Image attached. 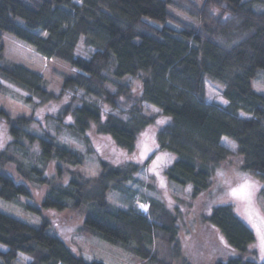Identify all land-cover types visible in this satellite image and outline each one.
<instances>
[{
  "label": "trees",
  "instance_id": "obj_1",
  "mask_svg": "<svg viewBox=\"0 0 264 264\" xmlns=\"http://www.w3.org/2000/svg\"><path fill=\"white\" fill-rule=\"evenodd\" d=\"M169 7L197 24L179 19ZM3 32L73 73L60 74L58 94L71 92V99L47 118L55 134L33 129L32 116L14 117L0 107L9 137L0 149V198L31 199L32 188H46L37 203H21L41 217L39 225L0 211V264H15L20 253L30 258L26 264H114L89 251L75 252L58 233L48 232L42 216L47 210L81 216L82 231L143 264H264L253 259L254 233L230 202L207 211V201L202 204L205 239L185 254L178 207L171 210L155 198H149L146 213L135 206V192L127 185L139 163L99 158V172L85 175L76 168L85 154L58 139L69 132L87 143L86 131L94 126L131 154L141 131L155 120L156 114L142 110L147 103L170 117L155 131V143L177 155L165 174L181 187L190 185L192 201L211 194L216 169L229 155L222 137L235 143L241 170L264 176V94L251 86L264 69V0H0V36ZM80 42L92 47L88 56L76 52ZM2 45L0 80L27 93L18 98L32 109L53 98L46 80L4 56ZM205 78L222 86L224 103L204 98ZM1 81L0 95L10 94ZM102 103L111 110L104 112ZM68 116L72 122L64 123ZM111 192L126 206H114Z\"/></svg>",
  "mask_w": 264,
  "mask_h": 264
},
{
  "label": "rangeland",
  "instance_id": "obj_2",
  "mask_svg": "<svg viewBox=\"0 0 264 264\" xmlns=\"http://www.w3.org/2000/svg\"><path fill=\"white\" fill-rule=\"evenodd\" d=\"M193 1L199 4L202 0ZM168 11L181 20L197 24V20L191 18L190 15L178 12L172 7H169ZM0 42L4 47V56L21 66L39 73L46 80L48 90L54 94L53 98L45 102H39L37 107L35 106L32 109L24 104L21 98H18L19 96L26 97L27 93L0 80L10 90V94L0 95V107L5 108L14 117L19 115L32 116L35 119L31 125L33 129L37 131L46 130L55 134L47 118L51 115V112H55L61 105L71 99V92L66 91L63 94H58L62 81L60 74H70L73 73V70L63 62L41 56L32 47L22 43L7 32L2 33ZM92 50V47L85 46L83 42H80L76 52L82 56H88ZM255 75L256 77L251 80V86L256 92L264 94V69H259ZM131 81L134 86L138 83L136 79ZM203 88L205 89L204 98L207 101H214V103L225 102L224 98H222V86L220 84L213 83V81L205 78ZM102 106L104 112L111 110L107 103H102ZM141 106L146 115L156 114L155 120L141 131L136 143V149L131 154L113 145L111 138L108 135L98 133L94 126H91L86 131L87 143L75 138L69 132H60L58 139L61 142L85 154L84 164L76 168L85 175L94 176L99 172V158L107 159L112 163L122 159H132L133 162L139 163L141 169L134 174L133 180L127 185L135 192V206L146 213L149 198H155L163 200L171 210L178 207L181 212V216H178L180 246H182V252L185 254L191 255L194 247L192 245L196 242L201 243L205 239L200 232L203 228L199 222L202 204L207 201L205 206L207 211L210 210V207L208 209L209 205L212 207L218 202H230L236 215L254 233L255 240L249 246L256 250V255L253 259L259 263L264 262V251L260 247V236L261 233H264V176L250 172V170H241V157L236 153L235 143L226 137H222L220 142L229 151V155L216 169L214 180L212 181L213 187L209 192L211 194H202L196 201H192L189 194L191 186L185 185L181 187L176 183H172L165 174L166 167L177 158V155L158 148L155 143V131L162 125L169 123L171 121L170 117L162 116L153 105L142 103ZM241 115L243 116L244 114L242 113ZM63 121L64 123H71L72 119L68 116ZM7 139H9L7 129L3 119L0 118V149L4 146ZM7 169L17 181L20 180L11 166L7 167ZM247 181H250L251 184L246 189L245 195L233 196L232 190L239 188ZM31 191V199L21 196L16 202H9L0 198V211L32 225H39L41 217L23 208L21 203H37L46 188H32ZM117 196L116 192H111L108 197L109 201L114 206L125 207L126 205L121 203ZM42 216L49 222L48 232L58 233L75 252L79 249L89 251L114 264H143L141 260L121 247L82 231L80 229V226H82L81 216H75L68 211L57 212L54 210L44 211ZM215 239L217 245H221V236L216 234ZM0 249L4 248L0 246ZM228 253L237 255L238 251L231 249ZM29 261L30 258L28 256L20 253L15 264H26ZM174 264H179L178 260H175Z\"/></svg>",
  "mask_w": 264,
  "mask_h": 264
},
{
  "label": "snow or ice",
  "instance_id": "obj_3",
  "mask_svg": "<svg viewBox=\"0 0 264 264\" xmlns=\"http://www.w3.org/2000/svg\"><path fill=\"white\" fill-rule=\"evenodd\" d=\"M251 182L247 181L245 184L241 185L239 188L233 189L232 190V195L233 196H243L246 193V189L250 187ZM259 231V229H258ZM260 247L261 250L264 251V233H261L260 236Z\"/></svg>",
  "mask_w": 264,
  "mask_h": 264
}]
</instances>
